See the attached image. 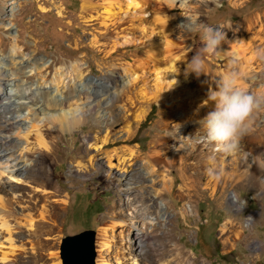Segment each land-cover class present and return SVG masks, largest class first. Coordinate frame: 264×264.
<instances>
[{
	"label": "rangeland",
	"instance_id": "1",
	"mask_svg": "<svg viewBox=\"0 0 264 264\" xmlns=\"http://www.w3.org/2000/svg\"><path fill=\"white\" fill-rule=\"evenodd\" d=\"M48 1L0 0V22H4L0 25V67H8V83L3 84L4 92L9 90L7 86L15 91L18 85L30 87L37 99L43 101L15 112L17 116L11 124L7 117L0 115V139L6 142V145L0 142V186L5 191L0 197L6 199L16 213V220L12 218V223H26L31 217L29 213L33 220H41V214L48 210L52 224L41 231L40 238L16 231L13 246L5 241L7 235H4L0 264H3L4 256L8 261L14 260V264H64L62 245L66 237L86 230H94L98 235L101 227L113 225H116L114 252L120 250L125 255L123 262L114 264H133L135 256L138 264H264V174L257 179L249 172L245 173L249 164L244 159H237L236 154H224L223 158L216 156V165L209 163L207 158L198 156L199 143L195 141L199 135H204L202 124L196 129L189 125L187 133L191 141L181 143L179 139L185 134L180 132L177 140L169 137V130L176 123L186 122L178 116L164 130L160 123L161 102L152 100L151 105L145 103L148 96H159L167 101L192 90L200 93V98H207L208 104H213L210 94L216 90L215 86L209 88V81L201 77L202 74L199 77L195 73L186 74L188 62L184 61V52H189L192 57L204 46L200 35L191 31L189 26L202 23L220 27L228 39L235 37L244 44L257 42L264 39V0H189L187 5L177 0L175 10L170 11L166 7L163 13L155 11L156 3L144 1L148 13L145 17L132 8L128 9V1L123 0L122 3L118 0L122 4L116 3L115 10L122 11L123 7L133 16L134 26L125 35L134 47L121 48L106 60L105 53L111 46L100 45L124 42L123 35L113 32V29L101 34L104 28L99 24L87 25L82 18L83 0H59L64 8L63 16L51 9ZM7 5H12L14 10ZM249 25L254 27L251 29L253 32L245 34ZM129 26L125 25L126 28ZM244 26L246 29H241ZM93 34L101 38L99 46L93 43ZM226 46V42L222 43L218 56L206 57L205 65L211 72L226 69L230 60L227 57L222 59L230 49ZM104 47H107L105 53ZM154 47L161 52L159 65H155L156 59L153 58ZM171 53V57L177 59V68H172L167 61ZM12 59L16 61L13 64ZM77 63L87 67V77L85 80L80 77L73 80L75 87L88 82L99 83L104 75L113 73H118L122 82L131 84L130 69L138 63L142 81L147 80L144 81L148 88L139 93L144 81L136 87L139 105L130 113L141 114V117L139 121L132 116L119 123L112 119L111 127L112 139L131 135L133 140L107 147L103 152L117 150L119 156L126 157L124 150L131 149L138 151L142 160L120 165L116 159L110 167L103 156L105 154H99L96 142L87 140V135L104 134L90 116L84 126L71 131L63 129L66 124L58 118L62 108L51 106L48 100L64 99V87L52 77L59 70ZM47 73L50 77L45 89L43 75ZM230 73L239 76L238 70L233 69ZM250 79L249 76L242 79L246 81L245 86H253H246L248 92L255 96V90H261L263 96L264 82L253 85ZM143 93L148 96L143 97ZM75 108L64 111L73 113ZM123 109V104L117 103L114 115L123 114ZM255 119V124L263 129L264 111L256 113ZM195 132L198 136H193ZM37 134L42 136L44 144L38 142ZM154 138L159 140L157 146H154ZM254 150L263 154V144ZM42 152L48 154L46 161ZM93 155L97 156L100 166L90 165L88 160ZM19 169L26 174H18ZM209 169L213 170L211 175ZM120 173L127 177L124 187L120 186L123 184L119 180ZM141 176L146 179H141ZM133 177L139 182L135 186L130 181ZM261 181L263 185H260ZM44 190L54 195L44 200L41 197ZM140 196L146 199L142 201ZM148 197L154 199L149 207L143 204L148 203ZM53 202L59 206H49ZM45 204L47 206L43 208ZM63 208L66 210L61 211ZM58 211L60 216L55 215ZM119 221L124 223L119 224ZM25 229L28 228L24 226ZM130 229L137 233V238L132 235L129 238ZM95 240L97 264V236ZM31 243L40 248L32 250ZM141 251L144 253L142 256Z\"/></svg>",
	"mask_w": 264,
	"mask_h": 264
},
{
	"label": "bare ground",
	"instance_id": "2",
	"mask_svg": "<svg viewBox=\"0 0 264 264\" xmlns=\"http://www.w3.org/2000/svg\"><path fill=\"white\" fill-rule=\"evenodd\" d=\"M117 1L118 0H109V1L107 0V2H105V3L103 2V4H101L99 2H96L95 0H83V3H82V18H83V21L87 25L92 24V23L99 24L100 28H104V29H102L101 34H105V33L109 32L111 29H113V32L116 31L118 34L123 35L122 39L124 42L116 41L115 44H112V45H108L106 43L103 45H100L102 47L104 45L111 46L110 50L107 53H105L107 51L106 50L107 47L106 48L104 47L105 48L104 53L106 54L104 60L114 56L117 52L120 51L121 48H130V47L133 48L134 47V43L132 41L127 40L126 39L127 35H125V33L129 30V28L134 26L133 24L135 22L133 23V18H132L133 16L130 14L129 10L125 11L123 9V7H122V11H120V10L116 11L115 10V4L121 3V1H118V2ZM126 1H128V5H127L128 9L132 8L135 13H138L142 17H145L146 15H148L146 9L144 8V1H149L150 3H154V4L156 3L155 4L156 5L155 11H157L159 13L162 10L164 11V9H166V7L170 11L175 10L177 8V5H176L177 0H126ZM122 3H123V0H122ZM13 4H15V3H13ZM48 4L51 7V9L55 10L59 14V16H63L64 8H63V6L59 0H49ZM168 4H170V5H168ZM120 6H118V7H120ZM122 6H124V5H122ZM8 7H12V10H14L12 5L8 6ZM43 9H45V8H43ZM163 11L161 13H163ZM148 18H150V17H148ZM126 24H130V26L126 28L125 27ZM0 25H4V22H0ZM229 27L230 26H228L227 28L231 29ZM133 28H132V30H133ZM252 28H254V27L249 25L245 34H248L250 31L253 32L251 30ZM241 29L245 30L246 27L244 26ZM238 31L241 32L240 29ZM256 33L254 32L253 34H256ZM100 39L101 38L99 37V35L93 34V43L95 45L99 44ZM105 39L106 40L109 39L108 35L105 36ZM226 41H227L226 45L230 47V49L227 51V53H225L222 56L223 60H225V57H227V59H230L226 64V69L211 72L209 67H207L205 65V73H202L201 77H203L207 81H209V85H208L209 88H212L213 86H215V88H217V84L220 81V79L224 75L229 74L230 71L233 69L238 70L239 77H240V81L238 83L242 88L246 89L247 91H248V88H246V86L248 84L245 86L244 82H246V81H242L243 78L249 76V78H251L250 79V81L252 82L251 84H253V85H256L260 82H264V56L257 55L258 51L264 50V39L260 38V39H258L259 42L258 41L257 42L256 41H250L249 43H246V44H244L243 41L241 42V40H239L235 37L233 39L226 38ZM111 42H112V40H111ZM13 49H16V46H13ZM158 49L159 48H156V47L152 48V50L154 52L153 58L156 59V60H154V61H156L155 65H159L160 62H158V61L161 60L160 59L161 58L160 57L161 52L159 53ZM174 49H176V48H174ZM172 53H173V51H172ZM172 53H171V55H169L170 59L168 58L167 61L172 68H174V67L177 68L176 67L177 59H174L173 57H171ZM248 55H250L249 56L250 58H248ZM183 58H184L185 63L189 62L191 59L190 53L184 52ZM12 60H13L12 64L16 62L14 59H12ZM149 61L151 63V60H149ZM137 64L134 66L132 65V68L130 69V76L132 77L131 78L132 79L131 84H129V83L126 84V83L122 82L119 74L113 73V74L104 75L101 78L99 83L88 82L87 84H89V86H87V84L85 83V85L81 84L79 86L76 85V87H75L72 84L73 80L74 81L77 80L78 77H80L82 80H85L87 77L86 76V68L87 67H85L84 64H81V63H77L75 65H72L71 67H66L62 70H59L52 77V80H54L57 84L62 85L64 87L63 91H62L63 96L65 97L64 99L54 100L52 98L53 100H51V99L48 100V103L51 106H53V107L58 106V107L62 108L61 111H63V112L60 113V116L58 118H61L62 120H64L62 122H64L66 124L63 126V129L65 131H69V130L71 131V130L77 129L81 126H84V124L87 123V121L89 120L90 117L94 118L97 128L99 130H103L104 134L100 135V133H98L94 137L87 135V138H88L87 140L89 142H91L92 140H94L96 142V144L99 146V148H98L100 151L99 154H101V155L105 154L103 156L105 157L106 161L109 163L110 167H113L112 162L116 159H119L120 165H124L128 162L131 163L132 161L138 160L141 158V155H139L137 153L138 151H134L131 149L124 150L126 157L119 156L117 150H114L111 152H103L104 149H106L107 147L115 146L119 143H131L133 140L132 136L129 134H128L129 135L128 137H123V138L117 137V138L112 139L111 127L113 125L112 119H114V121L116 123H119L121 120L128 119L132 116L135 117L138 121L141 117V114L130 113V111L133 107L137 108V106L139 105V103L136 101V98L139 96L138 91H139V93L145 92V88L147 87L146 84H148L147 82L145 84L144 80H146V79H144L143 80L144 86H142L140 88V90H138V91L136 90V87L140 86L141 83L143 82L142 76L140 75V69L138 68ZM0 69H1L0 70V115L7 117L9 120L8 121L9 124H11L12 119H14V117L17 116L15 112L21 111L22 108H24L26 110L27 108H30L32 104L37 103L36 105H39V103H41L42 100L40 101L39 99H37L36 93L33 92L32 89H30V87L23 88L20 85H18V89H16V91L14 90L13 87L7 86V88H9V90H7L5 93L4 88H3V84L7 85V83H8L7 82L8 67L1 66ZM40 71H42V69ZM158 74H160V73H158ZM11 75L14 77V73H12ZM49 77H50V74H48V73L46 75H43V79H44V87L43 88H45V89H47L46 86L49 83L48 82ZM171 78H172V76H171ZM12 79H14V78H12ZM119 86H121V89L119 88ZM172 87H174V86H172ZM252 87H250V88H252ZM66 88H68V89H66ZM50 89H52V92L55 93V90L52 87V85H50ZM71 91H74L75 94L71 95L70 94ZM46 92H47V90H46ZM143 94H144L143 97H145V98L148 96V94H146V93H143ZM177 94H179V93H177ZM183 94L174 96L167 101L161 100L162 98L160 99L159 96L158 97L157 96H151L150 98L148 96V99L147 100L145 99V103L151 105L152 100H156V101L161 102L162 109L160 111V123H161L162 129H164V130H166L168 128V126L170 127V125L172 124L173 120L176 117H178V116L181 117V120H183L186 123L185 124L176 123V125H174L173 128L171 127L172 129L169 130V137L173 138V139L176 138L178 140L179 139L178 134L181 132V134H183V135L185 134V136H181V138L179 140L181 143L186 144V143L191 141L188 138V133H187L188 126L190 125L191 129H192V127L194 129H196V127L201 126L202 120L207 116V114L209 112L214 110L215 105H214V102L211 105L208 104L209 101L206 100L207 98L206 99L200 98V93L199 94L195 93L192 90H188L187 93L185 92V94L184 95ZM141 95H142V93H141ZM54 96L56 97L58 95L55 94ZM255 96L264 97V92H263V96H261V90L260 91L255 90ZM186 97H188V99ZM188 101H189V103H188ZM117 103L123 104V106H124L123 112L124 113L123 114L120 113L119 115L115 116L114 115L115 114L114 113V106H117ZM73 107H76L75 108L76 111L73 113H71V112L68 113V112L64 111L65 109L71 110V108H73ZM139 109H140V107H139ZM256 113H258V112H256ZM256 113H254V115H253V123H252L250 131L246 135L243 136L244 138H247V139L243 140L244 138L242 137L243 139H241L240 144H239V146H238V148L234 154H236L238 156L237 159H239V160L244 159V161L249 164L248 166H246L247 169H245L244 172L245 173L249 172L250 175H252L254 178L258 179V177L262 178V176L264 174V162H263L264 161V153L262 154V151H260V150L258 151V150H254V149L260 145L262 146V144L264 146V137H262V133H264V128L260 129L259 124H255L256 123V119H255ZM134 114H135V116H134ZM189 135H190V133H189ZM193 136H198V134L195 132V133H193ZM36 139L37 140L39 139L38 142H41L40 144H44V140H43L41 135L38 136V134H37ZM3 141L4 140L0 139V142L3 145H6V142H3ZM158 141L159 140H157L156 138L153 139L154 146L158 143ZM195 141H197V143H199L197 145L201 147L200 148L197 146V151L199 152L198 156L200 155V157L207 158V161L209 163H213L214 165H216L215 161H214V159H215L214 157H216V156H218L220 158L224 157L223 153L218 152L215 149V146L213 144H209L204 139V135H201V137L199 135V138L196 139ZM190 148H191V146H190ZM204 150H206V152H204ZM47 155L48 154H46L45 152H42V157H43V159H45V161L47 160V158H46ZM1 158L4 159L6 157H1ZM141 160H142V158H141ZM88 161L92 167H94L95 165L100 166V164H101L100 162L98 163V159H97L96 155L91 156ZM239 165H241V164H239ZM79 166H82V164ZM84 169H88V167H85ZM19 173L24 174L25 172H24V170L19 169L18 174ZM1 174L2 173L0 172V177H1ZM120 176L121 177L119 180L123 184H120V182H119V184L121 187H124V183L126 182L127 177L121 173H120ZM137 179L138 178H134V177L132 179H130V181H132V184H134V186L139 183ZM141 179H146V178L141 176ZM37 182H38V180H37ZM260 185H263L262 181H261ZM20 188L24 189L23 187H20ZM4 192H5L4 189H2L0 186V195ZM126 192H127V194L129 193V191H126ZM52 195H54V193L52 194L50 191L44 190V194L41 197L44 200H48L51 198ZM145 199H146L145 197L140 196V200L144 201ZM233 201L236 202V200H233ZM131 202L133 203L134 200H132ZM153 202H154V199L152 197H148V203H143V204H145V205H147V207H149L150 205L153 204ZM57 203H60V202H57ZM135 204H136V202H135ZM135 204L133 203L134 207H136ZM50 205H53V207H55V208H57L59 206V205L57 206L54 202L50 203L49 206ZM46 206H47V204H45L42 207L44 208ZM65 210H66V208H63L61 211H65ZM15 214L16 213L14 211H12L11 206L8 203V201L6 199H3L2 197H0V248L4 243L2 241L5 238L4 235H7V238L5 239V241L8 242V244L13 246L15 243L14 235H15L16 231H18V232L20 231V233L22 235H27V233H29L28 236H30L32 238H40L42 236L41 231L46 230L52 226L50 219H49V216H48V210L46 211V213L41 214L42 219L41 220L37 219L38 221L33 220L31 218L32 215L29 213L28 216H31V217L28 219V221H26V223H23V224L22 223H18V224L12 223V218H14L16 220ZM55 215L60 216V211L56 212ZM120 219H122V218H120ZM118 223L123 224L124 222L119 221ZM124 225H126V224H124ZM24 226L27 227L28 229L24 230ZM115 229H116V225H113L111 227L103 226L100 228L98 235H96L97 236V246H98L97 264H114V262L115 263H121L125 260L124 259L125 255L123 254L122 251L118 250L117 252H114L115 238H116ZM128 231L130 234L129 238L131 237V235H132V237H136V238L138 237V235L135 231H131V229ZM95 245H96V240H95ZM37 248H40V246H38L36 244L31 245L32 250H35V249L37 250ZM22 250H25V248H22ZM95 252H96V246H95ZM110 253H114L115 255L111 256ZM143 254H144L143 251H141V256ZM8 260L9 259H6V257L4 256L2 258L3 264H14V260H10V261H8ZM132 262H133V264H138V257L137 256L133 257ZM95 264H96V258H95Z\"/></svg>",
	"mask_w": 264,
	"mask_h": 264
},
{
	"label": "clouds",
	"instance_id": "3",
	"mask_svg": "<svg viewBox=\"0 0 264 264\" xmlns=\"http://www.w3.org/2000/svg\"><path fill=\"white\" fill-rule=\"evenodd\" d=\"M187 5L189 0H181ZM191 31L200 35L203 47L187 63L186 74L195 73L199 77L205 73L206 57L218 56L221 45L226 41V33L222 28L196 23L190 24ZM264 56V50L257 52ZM236 73L224 75L217 84L216 90L211 92L214 110L209 112L202 120L204 139L215 146V149L225 155L236 152L240 141L252 126L253 115L264 111V97H257L242 88ZM209 169V174H212Z\"/></svg>",
	"mask_w": 264,
	"mask_h": 264
},
{
	"label": "water",
	"instance_id": "4",
	"mask_svg": "<svg viewBox=\"0 0 264 264\" xmlns=\"http://www.w3.org/2000/svg\"><path fill=\"white\" fill-rule=\"evenodd\" d=\"M94 230H86L63 240L64 264H95Z\"/></svg>",
	"mask_w": 264,
	"mask_h": 264
},
{
	"label": "trees",
	"instance_id": "5",
	"mask_svg": "<svg viewBox=\"0 0 264 264\" xmlns=\"http://www.w3.org/2000/svg\"><path fill=\"white\" fill-rule=\"evenodd\" d=\"M152 113H154V110H153V112H152ZM149 118H150V116H149ZM149 118H148V119H149Z\"/></svg>",
	"mask_w": 264,
	"mask_h": 264
}]
</instances>
